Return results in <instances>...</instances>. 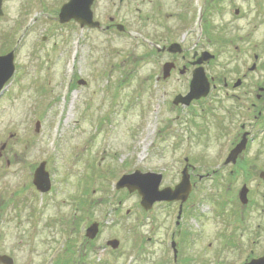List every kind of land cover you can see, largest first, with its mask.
Masks as SVG:
<instances>
[{
	"label": "rangeland",
	"instance_id": "374dc122",
	"mask_svg": "<svg viewBox=\"0 0 264 264\" xmlns=\"http://www.w3.org/2000/svg\"><path fill=\"white\" fill-rule=\"evenodd\" d=\"M67 1H3L0 55L16 49L17 71L0 95V151L5 153L0 159V186L12 199L0 213V254L13 257L15 264H73L82 258L77 253L82 249L80 264H176L167 242L177 207L157 203L145 211L136 192L117 190L115 185L123 175L140 170L161 173V189L173 187L180 182L183 157L189 156L198 170L207 167V172L218 171V177L226 175L227 180L196 187L185 211L186 244L177 236V264H242L262 256L264 216L257 211L247 220L253 229L240 230L238 192L246 183L251 197L259 199L255 204L260 212L264 188L255 170L264 169V135L249 147L247 157L253 165L246 164L247 175L239 173L228 184V168L220 159L222 147L236 137L239 122L258 133L255 126L264 122V110L254 125L257 111L248 95L242 107L233 109L239 117L227 120L228 108L235 105L216 92L214 99L222 101L221 107L216 102L210 106L211 99L204 105L211 129L179 144V112L173 100L186 86L177 76L155 85L166 58L151 56L147 41L149 37L161 45L183 39L186 33H177L176 17L146 22L136 11L149 13L152 5L146 1L134 0L132 9L125 5L117 10L111 0H96L93 10L102 27L117 13L130 36L83 31L75 22L59 23V9ZM180 2L168 0L167 8ZM220 5L223 13L211 24L216 60L208 75L241 80L246 89L264 84V69L258 74L249 71L254 52L264 60V0H222ZM237 8L240 13L235 16ZM194 29L200 33L199 26ZM80 79L86 85L78 84ZM222 117L231 137L214 131ZM6 158L13 164L5 174L1 169ZM42 161L50 163L54 193L37 210L41 199L31 188L33 177L27 175L32 164ZM82 196L83 224L76 204ZM94 221L102 224L99 238L87 239L90 243L84 246L85 227ZM258 222L263 223L259 231ZM231 229L238 232L231 236ZM114 238L120 242L115 250L106 245Z\"/></svg>",
	"mask_w": 264,
	"mask_h": 264
},
{
	"label": "flooded vegetation",
	"instance_id": "af4514ba",
	"mask_svg": "<svg viewBox=\"0 0 264 264\" xmlns=\"http://www.w3.org/2000/svg\"><path fill=\"white\" fill-rule=\"evenodd\" d=\"M111 1H112V5L117 10H120L125 5H129V7H131V9H132V7H135L134 6V0H111ZM142 1H146L148 4H150L152 6L149 8L150 12L146 13L145 15L141 13V10L139 8H137L136 11L138 10L139 19L144 18L146 22H148L150 20H152V21L154 20V21H157L158 23H160L165 18H167V16L168 17L175 16L177 19L176 20L177 23H179L177 26L179 28L177 33L181 30L182 31L184 30L186 33L185 35H183V39H181V40L172 39V40L167 41V42H162L161 45L158 44V41L152 40L151 38L148 37L149 40H147V41L152 48L150 50L151 56H156L159 58L164 56L166 58L165 61L161 62L162 72L155 76L156 82L162 84L163 81L165 82L167 79H169V78L172 79L173 77L177 76L178 81H182L184 83V85L186 86V88H183L181 91H179L176 94V96L181 95L184 97L190 91V83L192 81L194 70L199 68L200 66H203L205 69V72L209 78L210 84H211L210 93L206 98H201L200 100H192L189 104H184V103H181L178 105L174 104L175 109L179 112V114L176 116V122L178 123L177 133L179 134V136H178L179 144H182L184 142L185 138L188 140V138L190 139V137H193V135H195V134L199 133L203 136L205 134H207V131H205V129L208 128L209 116H206V114L208 113L209 108L204 106V105L207 101H209L211 99V101L209 103L210 106H213L212 103L214 104V102H216L217 108L221 107L222 101H219L216 98L214 99L216 92L223 93L225 98H227V100L233 102L235 105L233 107L228 108L227 120H231L232 116L235 114H236L235 116H237V113H238L237 110L234 111L235 114L233 113L234 107L235 108H236V106L242 107L243 103L247 100V96L250 95V97H252V100L250 101V106L252 107L253 110L257 111V114L254 115L255 116L254 117L255 118L254 125H256L255 122H258V120H260L263 117L264 87L261 85H264V84L263 83L257 84L253 88L246 89V85L242 81H241V84L236 87L235 81H229L227 76H222L221 78H215L213 76H209L207 73V70L210 69L209 67L211 66V64L214 63L216 60V54L214 53L215 40H214V38H212L211 24L214 22L216 14L223 13V10L220 7L221 6L220 1H222V0H180L181 2L176 3L174 9L167 8L168 0H142ZM95 2H96V0H95ZM239 13H240V10L238 8L235 9V16L236 15L238 16ZM94 16H95V14H94ZM158 16L160 18H157ZM184 24H185V26H184ZM118 25H123L125 30L123 32H119ZM195 26H199V28L201 29L200 33H199V30L194 29ZM203 26L206 27V29ZM86 29H89V28H84L83 31H85ZM96 30H101L104 34H109V33L117 34V33H119L120 35H126L127 34V36L128 35L130 36V32L126 30V27H125L123 21H121L119 19V15L117 13H115L112 16L110 15L108 17V22L105 24V26L102 27V24H101V28H98ZM204 32H206V37L202 36L204 34ZM172 44H179L180 45V52L179 53L173 54V53L168 51V48ZM203 54H207V56H209L210 54L215 55V58L211 59L209 61H205L203 64L199 65L197 63ZM207 56H205V57H207ZM255 56H258V60H257L258 63L256 64V69L254 71H250L251 74L262 73L263 69H264L263 56L258 54L257 52H254V60H255ZM167 63H172V64H174V66L171 70L169 77L167 79H164L163 78L164 77V72H163L164 68L163 67ZM242 77L244 79H246L248 77L247 73H244L242 75ZM258 78H260V77L258 76ZM220 79H221V81H220ZM237 79H239V78H237ZM259 105H261V106H259ZM212 111H216L215 107L212 109ZM239 113H240V111H239ZM237 117H239V116H237ZM225 121L226 120H224L223 117L220 121L217 120V122L215 124L214 131H217L219 135L226 134L227 137H231L232 134L228 128V124L225 125ZM238 127H237L238 129L236 131V137L232 136L228 141V145L222 147L223 150L221 151V153H223V156L220 160L221 161L224 160L222 166L225 165V167L228 168V176H230L229 181H227L228 184H230V182L232 181L233 176H236L239 173L241 175H247V165L246 164H248L249 166L253 165L252 163L250 164V161L248 160V157H247L249 147L252 143L255 142V140L259 139L261 134L264 135V122H262L260 125L258 124L255 126L256 127L255 129L258 131L257 134L254 133V128L252 129L250 126L246 125V123H244V122H239ZM208 129H211V127H209ZM245 134H247V136H248V137L246 136L247 137V145L245 148L246 150L243 151L239 155V158L235 164H233V163L225 164V160L228 157L229 153L243 140V136ZM225 147H226V149H225ZM3 157H5V153H4V151L3 152L0 151V159ZM193 160L194 159L189 157V156H184L183 157L184 165L182 167V170L180 171V181H181L182 172H183L184 168L186 166L190 167L189 174H190L191 184L193 187V189H192L193 192L190 194L188 200L184 203H182L181 201L161 202V203H166V204L173 203L175 205V207H177V209H178L175 227L170 233V240L167 242V244H170L171 249H173L171 247L172 243L175 244V249H178V246L180 243L177 240V236L180 237V240H181V237H183V242H185V244L187 242V233L185 235L183 233L184 229L187 228V227H185L186 226V223H185L186 212L185 211L188 210L190 207V206H188V204L190 203V200L193 197V193L197 189L196 187L201 183L210 182V180H211V182H217L218 183V182H223V180H225L227 178L226 175H224V174H223L224 175L223 177H221V174H220L221 178L218 177V175L216 174V173H218V171L217 172L212 171L211 173L207 172L208 170H210L207 167H204V169H202V170H198L197 166L194 165ZM5 161H6V163H5L6 166L3 164L4 162H2L3 167L1 169V171L3 173V170H5V174H6L8 168L11 167L13 162L9 161L7 158ZM40 164L41 163L32 164V167L30 168V171L28 172L29 174L27 176H29L30 178L31 177L34 178L35 171L40 166ZM49 164L46 162V170L48 172L50 171L49 167H48L49 170L47 169V166H49ZM222 166H219V167L221 168ZM199 167H201V166H199ZM255 172L257 174L259 173L258 174L259 179L257 178V182L259 183L260 186H262L264 188V180L260 176L261 173L264 172V169H261L259 171L255 170ZM49 174L51 176V171L49 172ZM215 175H216V177H215ZM51 181H52L51 190L48 193H40L37 190L36 186L32 182V186H31L32 190L35 192L36 197L41 199L40 205L37 208V210H39L43 206L44 199L46 197H47V200L48 199L50 200L51 197L53 196L52 193H54L53 192L54 191V185H53L54 180H53L52 176H51ZM243 186L248 187V185L246 183H244ZM173 187H175V185ZM248 189H249L248 203L247 204L240 203V209H239L240 225H241V227L239 229L242 230L243 232L247 231L248 228H250V230L253 229V227L247 225V220H248V218L253 219V216L255 215V213L257 211H258V216H261L262 218L264 216V207H263L264 206V193H263V197L261 198V205L262 206H261L260 212H259V210H258L259 206L256 205L258 203L259 199L252 198L251 197V193H252L251 190L252 189H250L249 187H248ZM7 191L8 190L6 187L0 186V202H1L0 213L3 212L8 207L9 204H12V199L11 200L7 199V196H6ZM239 192H238V198H239ZM81 193L83 194V190L81 191ZM14 194H17V193H14ZM2 203H3V205H2ZM76 204L78 205V208L81 209L80 221H81V224H83V204H85V201L83 200V196L80 197L79 200H77ZM154 206H155V204H154ZM154 206H153V208H154ZM191 207H193V205ZM180 211H181V214H179ZM218 216H221V214L218 213ZM224 216L225 215H222V217H224ZM190 217L193 218V214ZM94 223H97V222L94 221L92 224H94ZM98 224H100L99 225V234L97 235V237L95 239L99 238L101 227H102L101 222H98ZM262 227H263V223L258 222L256 224V230L258 229V231H259V229H261ZM86 228H87V226L85 227V230H86ZM237 232H238V229L237 230L231 229V231L229 233L232 236L233 234H235ZM256 233H258V232L256 231ZM192 238H193V236H192ZM224 238L227 239L229 237H224ZM114 239L107 240L106 245L108 246V242L111 240H114ZM83 240L85 241L84 246H86L87 243H90V242H88L85 235L83 236ZM173 257H174V253H173ZM177 263H178V260H177Z\"/></svg>",
	"mask_w": 264,
	"mask_h": 264
},
{
	"label": "water",
	"instance_id": "95a60500",
	"mask_svg": "<svg viewBox=\"0 0 264 264\" xmlns=\"http://www.w3.org/2000/svg\"><path fill=\"white\" fill-rule=\"evenodd\" d=\"M95 0H69L65 3L59 13V22L61 24H67L71 21L77 22L81 28H100L101 23L94 19L93 5ZM3 0H0V17L4 15L3 12ZM118 30L123 32L125 30L123 25H118ZM168 51L171 53H179L180 45L172 44ZM209 55V54H208ZM203 54L197 64H203L205 61H209L214 58V56ZM174 64L167 63L164 66V79L169 77L170 72ZM256 65H253L251 70H255ZM16 71L15 65V51H11L6 55L0 56V95L3 92L6 84L11 80ZM79 84L85 85V81H79ZM241 84L239 80L236 83V87ZM210 92V81L206 75L203 66L195 69L193 72V78L190 83V92L186 96L178 95L174 104L178 105L181 103L189 104L192 100H199L208 96ZM37 131L40 128V123L36 124ZM247 134L243 136V140L231 151L227 163L237 161L238 156L245 150L247 145ZM5 146V145H4ZM4 148V147H3ZM261 178L264 180V172L261 173ZM162 174L154 172L143 173L140 170H136L132 174L123 175L116 184V189L126 188L129 193L138 192L141 198V206L149 211L153 208L154 204L157 202H173L181 201L186 202L192 192V184L190 179V174L188 167H185L182 172V179L174 188L165 187L160 189L162 182ZM34 185L37 189L43 193L48 192L51 189V180L49 173L46 171V163L43 162L36 170L33 180ZM248 188L244 186L240 192V200L242 203H247ZM181 214V211H180ZM99 230V225L97 223L93 224L87 230V237L94 239L97 236ZM119 240H112L108 242V245L113 249L119 247ZM175 246V245H174ZM177 258V251L175 250V259ZM0 264H15L14 259L9 255L0 254ZM244 264H264V255L247 261Z\"/></svg>",
	"mask_w": 264,
	"mask_h": 264
},
{
	"label": "trees",
	"instance_id": "16d2710c",
	"mask_svg": "<svg viewBox=\"0 0 264 264\" xmlns=\"http://www.w3.org/2000/svg\"><path fill=\"white\" fill-rule=\"evenodd\" d=\"M67 252H68V250L66 251V253ZM75 252H77V251H75ZM77 253H79L80 255L82 254V258H81V256L78 257L79 259L76 262H74L73 264H80L82 262V260H81V259H83V251H82V249L79 250ZM63 260H65V259H63ZM61 264H68V262H64V263H61Z\"/></svg>",
	"mask_w": 264,
	"mask_h": 264
}]
</instances>
